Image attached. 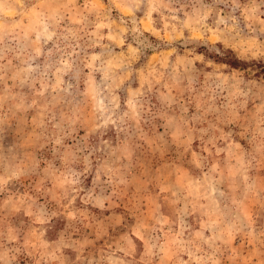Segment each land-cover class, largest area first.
<instances>
[{
    "label": "rangeland",
    "instance_id": "374dc122",
    "mask_svg": "<svg viewBox=\"0 0 264 264\" xmlns=\"http://www.w3.org/2000/svg\"><path fill=\"white\" fill-rule=\"evenodd\" d=\"M245 111L264 0H0V264H264Z\"/></svg>",
    "mask_w": 264,
    "mask_h": 264
},
{
    "label": "clouds",
    "instance_id": "9594fccd",
    "mask_svg": "<svg viewBox=\"0 0 264 264\" xmlns=\"http://www.w3.org/2000/svg\"><path fill=\"white\" fill-rule=\"evenodd\" d=\"M248 113L242 112L241 117L244 122L234 124L230 129V139L236 141L237 144L240 145L243 151H255L256 155L252 156V160H264V128L259 129L257 132L255 129H251V125L247 123ZM260 123H264V120L260 121ZM255 135L256 137V147L253 149L249 144V141ZM37 156L42 161H47L49 158L50 149L40 150L39 146L37 147ZM32 166V161L28 159L27 156L23 154L22 151L17 149L15 152L9 151L7 154H4L3 150H0V169L4 170H12L16 175H23V172L27 171L28 168ZM87 171V169H85ZM70 191V190H69ZM69 192H65V195H68ZM78 194V193H77ZM115 195V193H113ZM107 199H111L108 197ZM111 206V205H110ZM101 214H103L106 210L104 205H100ZM3 233L0 232V238H2ZM85 257L78 256L75 260H72L71 257L68 258V264H85ZM131 264V262H130Z\"/></svg>",
    "mask_w": 264,
    "mask_h": 264
},
{
    "label": "trees",
    "instance_id": "16d2710c",
    "mask_svg": "<svg viewBox=\"0 0 264 264\" xmlns=\"http://www.w3.org/2000/svg\"><path fill=\"white\" fill-rule=\"evenodd\" d=\"M231 64L235 66L237 63L233 62V63H231Z\"/></svg>",
    "mask_w": 264,
    "mask_h": 264
}]
</instances>
